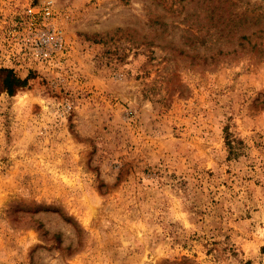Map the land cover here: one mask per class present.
Masks as SVG:
<instances>
[{
    "label": "rangeland",
    "instance_id": "374dc122",
    "mask_svg": "<svg viewBox=\"0 0 264 264\" xmlns=\"http://www.w3.org/2000/svg\"><path fill=\"white\" fill-rule=\"evenodd\" d=\"M51 1L44 57L0 0V264H264V0Z\"/></svg>",
    "mask_w": 264,
    "mask_h": 264
},
{
    "label": "built area",
    "instance_id": "2783aa9c",
    "mask_svg": "<svg viewBox=\"0 0 264 264\" xmlns=\"http://www.w3.org/2000/svg\"><path fill=\"white\" fill-rule=\"evenodd\" d=\"M25 8L27 16L34 24L41 20V25L35 29L36 32L30 39L34 49L44 57H48L52 52L62 55L66 50V43L62 29L54 23L53 2L45 0L39 6H32L27 2Z\"/></svg>",
    "mask_w": 264,
    "mask_h": 264
},
{
    "label": "trees",
    "instance_id": "16d2710c",
    "mask_svg": "<svg viewBox=\"0 0 264 264\" xmlns=\"http://www.w3.org/2000/svg\"><path fill=\"white\" fill-rule=\"evenodd\" d=\"M241 15L239 16L236 14H232L230 17L227 15L224 18V21L221 22L220 26L218 27V32L223 31L224 33L226 32H232L234 30H238V26L240 25L242 19ZM226 20V21H225ZM230 25V26H229ZM244 29H241L240 31H243ZM250 36L247 35H242L240 36V41L238 43L239 50L238 49H233L232 52H237V51H248V46L251 47L253 50L255 48L254 44H251L250 41ZM247 45V47H246ZM220 50L218 54H220ZM227 54V53H226ZM215 57V56H214ZM212 57V58H214ZM204 63L207 62V60H203ZM214 62V59H212L209 63L212 64ZM0 80H1V85L4 91H6L9 95H14L16 92L20 89L25 88L28 85V78L22 79L18 76H16L12 70L9 69H0ZM229 144V142H228Z\"/></svg>",
    "mask_w": 264,
    "mask_h": 264
}]
</instances>
